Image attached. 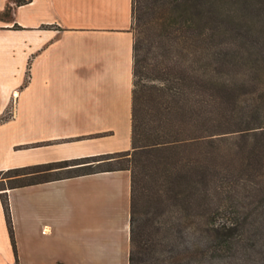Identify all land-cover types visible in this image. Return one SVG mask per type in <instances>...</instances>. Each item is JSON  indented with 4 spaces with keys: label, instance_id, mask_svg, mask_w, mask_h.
Wrapping results in <instances>:
<instances>
[{
    "label": "trees",
    "instance_id": "1",
    "mask_svg": "<svg viewBox=\"0 0 264 264\" xmlns=\"http://www.w3.org/2000/svg\"><path fill=\"white\" fill-rule=\"evenodd\" d=\"M132 18V149L0 171L15 250L8 190L127 170L130 264H264V0H132Z\"/></svg>",
    "mask_w": 264,
    "mask_h": 264
},
{
    "label": "crops",
    "instance_id": "2",
    "mask_svg": "<svg viewBox=\"0 0 264 264\" xmlns=\"http://www.w3.org/2000/svg\"><path fill=\"white\" fill-rule=\"evenodd\" d=\"M0 171L132 149V0H0ZM131 172L0 193V264H130Z\"/></svg>",
    "mask_w": 264,
    "mask_h": 264
},
{
    "label": "rangeland",
    "instance_id": "3",
    "mask_svg": "<svg viewBox=\"0 0 264 264\" xmlns=\"http://www.w3.org/2000/svg\"><path fill=\"white\" fill-rule=\"evenodd\" d=\"M135 29V25L134 24H132V31H135L134 30ZM136 32V31H135ZM147 106L148 107H152V102L150 101V100H148L147 101V103H146V108H147ZM117 165V164H116ZM119 166V165H118ZM65 173V172H64ZM219 219H222V217H220ZM220 222H221V220H220Z\"/></svg>",
    "mask_w": 264,
    "mask_h": 264
}]
</instances>
